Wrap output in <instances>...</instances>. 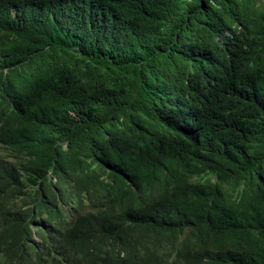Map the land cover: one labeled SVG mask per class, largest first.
Returning a JSON list of instances; mask_svg holds the SVG:
<instances>
[{"label":"trees","instance_id":"trees-1","mask_svg":"<svg viewBox=\"0 0 264 264\" xmlns=\"http://www.w3.org/2000/svg\"><path fill=\"white\" fill-rule=\"evenodd\" d=\"M0 264H264V4L0 0Z\"/></svg>","mask_w":264,"mask_h":264},{"label":"clouds","instance_id":"clouds-1","mask_svg":"<svg viewBox=\"0 0 264 264\" xmlns=\"http://www.w3.org/2000/svg\"><path fill=\"white\" fill-rule=\"evenodd\" d=\"M210 35H211V38H213L216 42L227 41L229 39V35L224 30L222 32H220V31L214 32V33L212 32V34H210ZM17 70L22 71V66H20ZM49 174H50V172H49ZM50 176H51V180H54L55 182L57 181V178L55 176H52V175H50ZM190 181L193 183H196L197 178L192 177V178H190Z\"/></svg>","mask_w":264,"mask_h":264},{"label":"rangeland","instance_id":"rangeland-1","mask_svg":"<svg viewBox=\"0 0 264 264\" xmlns=\"http://www.w3.org/2000/svg\"><path fill=\"white\" fill-rule=\"evenodd\" d=\"M260 3H263L264 4V0H258Z\"/></svg>","mask_w":264,"mask_h":264}]
</instances>
